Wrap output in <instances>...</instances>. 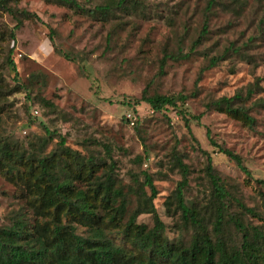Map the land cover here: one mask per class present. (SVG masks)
<instances>
[{
	"label": "rangeland",
	"instance_id": "rangeland-1",
	"mask_svg": "<svg viewBox=\"0 0 264 264\" xmlns=\"http://www.w3.org/2000/svg\"><path fill=\"white\" fill-rule=\"evenodd\" d=\"M75 1L79 9L42 0H20L19 9L37 16L23 22L16 32L11 56L19 82L29 87L30 98L23 91L7 96L0 135L24 145L37 143L44 138L45 127L63 136L68 147L82 154H89V148L82 146L87 139L108 144L115 173L125 185L130 184L131 174H160L156 178L153 175L158 192L154 206L169 238L177 235V219L164 206L180 180L167 164V155L174 147L190 169L187 200L204 202L202 196L209 185L206 157L202 154L206 152L213 168L226 181L227 190L241 196L248 208L261 212L264 110L250 111L256 122L249 129L205 108L212 100L244 95L257 80L260 90L245 106L250 107L254 100L264 97V39L257 24L261 15L258 0H248L241 10L227 4L228 0H216L210 11L206 10L207 0H143L136 13H116L108 21L86 11L101 5L103 0ZM203 23L207 24V34L187 59H163L174 53L178 45L184 54L188 52ZM0 24L11 28L15 22L0 12ZM111 30L113 34L107 42ZM250 37L253 40L248 42ZM229 43L236 48L246 46L241 52L249 57L227 55L217 66L204 69V56L219 53ZM55 49L72 60L55 53ZM3 54L1 51L0 64ZM3 78L7 91L16 86L12 74L4 71ZM144 89L150 94L187 96V113L200 116L198 121L189 122L198 148L175 111L154 114L144 103L134 110L122 104L139 99ZM39 98L51 102L59 112L37 103ZM124 119L137 122V129ZM207 130L218 147L211 145ZM144 146L148 152L146 160ZM219 148L238 156L249 175L220 153ZM90 149L101 152L99 147ZM139 156L144 159L140 166L135 162ZM162 175L165 179H161ZM21 205L16 188L0 177V224H7L11 213ZM244 220L259 224L249 215ZM138 222L152 224L149 215H141Z\"/></svg>",
	"mask_w": 264,
	"mask_h": 264
},
{
	"label": "trees",
	"instance_id": "trees-1",
	"mask_svg": "<svg viewBox=\"0 0 264 264\" xmlns=\"http://www.w3.org/2000/svg\"><path fill=\"white\" fill-rule=\"evenodd\" d=\"M65 7L79 9L75 0H42ZM143 0H103L101 5L86 10L102 21L115 18L116 13H136ZM216 0H207L206 10L210 11ZM241 10L248 0H228ZM20 0H0V12L10 16L15 24L8 28L0 24V52L4 51L0 64V118L6 111L7 96L25 92L29 87L17 78L15 64L11 58L16 41V32L23 22L37 18L36 15L18 8ZM261 12L257 22L264 39V0H258ZM203 23L196 39L191 42L188 52H182L178 45L168 57L173 61L187 59L207 34ZM107 36V42L109 36ZM53 33H50L52 39ZM253 37L248 39L251 42ZM6 44L3 46V44ZM246 46L236 48L233 43L215 55L204 56L205 68L210 69L227 58V55L249 57L241 52ZM66 60H72L66 53L55 49ZM229 58V57H228ZM13 75L16 81L12 89L6 90L3 72ZM259 80L250 85L244 95L221 97L205 104L206 110H214L253 129L255 118L252 109L264 110V97L257 98L250 107L247 101L258 90ZM30 98V97H29ZM187 96L150 94L146 89L139 99H130L122 104L132 110L139 103L146 104L154 114L173 110L183 120L193 145L197 140L189 127L190 119L198 121L200 116H190L185 109ZM45 108L56 110L54 105L39 98ZM189 117V118H188ZM133 129L138 123L124 119ZM44 129V138L37 143L20 144L12 138L0 135V177L12 184L22 205L11 213L7 224H0V264H264V196L261 212L248 208L241 196L227 190L224 181L212 166L206 152L205 172L209 185L202 196L204 202L187 200L189 165L183 155L174 147L167 155L169 171H176L180 180L166 198V211L175 216L176 236L169 238L166 226L161 221L154 200L158 192L154 176L141 171L131 174L130 184H124L116 175L111 147L93 139L82 142L89 148V154H82L66 144V139ZM206 137L211 145L218 147L211 139L209 130ZM56 140L48 150L49 145ZM92 146L99 147L96 153ZM194 149V148H193ZM219 152L233 160L245 174L238 156L219 148ZM144 159L148 152L144 146ZM103 155V156H101ZM136 157L140 166L144 160ZM165 175L161 179H165ZM204 190H202L203 194ZM141 215H149L151 226L138 222ZM251 216L259 224L245 222Z\"/></svg>",
	"mask_w": 264,
	"mask_h": 264
}]
</instances>
